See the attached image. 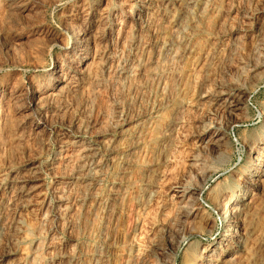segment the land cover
<instances>
[{
    "label": "rangeland",
    "instance_id": "374dc122",
    "mask_svg": "<svg viewBox=\"0 0 264 264\" xmlns=\"http://www.w3.org/2000/svg\"><path fill=\"white\" fill-rule=\"evenodd\" d=\"M159 2L0 0V264H182L187 242L165 237L196 187L201 220L216 222L190 241L217 236L209 191L238 183L243 142L263 130L264 0ZM78 29L92 33L87 77ZM59 73L69 92L30 112ZM236 89L245 101L228 118L217 97Z\"/></svg>",
    "mask_w": 264,
    "mask_h": 264
},
{
    "label": "bare ground",
    "instance_id": "6f19581e",
    "mask_svg": "<svg viewBox=\"0 0 264 264\" xmlns=\"http://www.w3.org/2000/svg\"><path fill=\"white\" fill-rule=\"evenodd\" d=\"M137 1H139L141 4L140 9L149 11L153 9V6H155L156 3L157 4L160 3L159 1L161 0H137ZM185 24L187 23L185 22ZM91 34L89 30L87 29H78V30L73 31L71 35V44L73 46L72 47L73 53L76 52L78 54L79 56L78 63L79 65H82L79 71H77L78 69L76 71L77 73L81 74L82 76H86V77H87L86 74L88 73L86 71V65H87L86 61L89 58L88 54H89V46L91 44ZM255 69L256 68H254L253 71ZM61 74L62 73H59V75L51 78L53 79V82L50 85L51 86L50 90H52V92L50 93L48 92V94H46V92L44 91L39 92L38 90H33L31 101H29L28 106H27L30 112L36 113L37 111L43 110L45 103L49 102L52 99L58 98L59 96H61L67 91V86H68L67 83L69 81L64 82L63 80L64 82L63 85L61 84L58 85V83H56V82H59V83L61 82L59 79ZM81 78H82L81 80H84L83 77ZM54 84H56L57 86L52 88ZM70 85H69V88H70ZM71 89H72V86L70 88V91L72 92ZM233 92L234 93L226 92L228 94H225L223 92L220 94L219 97H217L218 98L217 101L218 102L221 101V105L226 113L225 115L228 118H233V116L236 115V112L241 109L242 104H244V101H245L246 94L244 91L240 89H236ZM223 95H225L226 97L223 98L222 97ZM59 98H62V97H59ZM260 117H262V121H263L262 123L263 130L260 129L262 130V132L259 133V135H257L252 140H248L247 138L245 141L243 139V141H245L243 142L245 146L249 147V151H248L249 156H248L247 165L243 168L242 172L240 170L241 173L239 177L236 179L238 183L237 184L235 183V185L232 184L231 186L229 185L230 187H228L229 189L227 188L228 190L226 191L225 190L221 191V189L218 191V189L214 188V186H213V189L209 191V197L211 199L210 204H212V210L216 212V214L218 215L220 219V223H221L217 236L215 237V239L212 240L211 243L201 244V242L197 240L196 242H194L195 244H192V242L190 241L191 237L194 238L196 236H201L205 233L210 234L212 230L214 229L216 221L215 220L214 221H202L201 220L202 218H206V216L204 217L200 212V210L203 208L200 209L199 207L200 206L199 197L201 195V192L199 191L197 187L190 188L189 190L187 189L181 190L180 199L181 200L186 199V202L188 201V203L183 204V205L181 204L182 206L180 207L178 206L180 209V213L178 212L179 220L171 221L169 229L167 227L168 230L166 232L165 241L167 243V246L172 250L173 249L175 250V248L180 247L181 243L187 242L184 255L181 259L182 264H236L239 258H242L245 264H264V220L263 222L258 221L259 223L260 222L262 223L261 226L259 227L256 225V221H255L256 215H257L255 208L258 207L259 209H262V212H264L263 211L264 194L262 195L263 197H261V194H260V197L262 199L261 198L258 199L259 197H256L258 200H260L259 203L258 201L256 202L258 204L255 203L256 199L255 201H253V199L247 200L248 194L250 193L252 194L253 190L260 192L264 189V115L260 114ZM207 129L208 127L204 128V130H207ZM222 135L223 133L221 132V130H218L212 134L210 141L213 147H218L220 145V142L222 141ZM158 138L160 139V137ZM162 147H160V149H162ZM82 148L83 147H81V149ZM111 148L112 147H110V149ZM94 154L92 153L93 156ZM88 157H90V155ZM28 170L29 169H27V171ZM30 170L31 171H28L29 173H27L26 176L21 177L20 175V178L18 177L17 180L20 183H22V182H29L34 179H37L36 178L37 173L40 175V173L38 172L39 169H36L35 167ZM13 185L15 186V184ZM19 186H24V184L19 185ZM19 186H18V189H19ZM27 189H30V187L29 188L27 187ZM26 191L24 192L27 194L28 192ZM24 192H22V195ZM262 193H264V191H262ZM25 196L26 195H24V197ZM180 218H183V219H180ZM186 220H189V221H186ZM170 257H171V260L168 259L169 260L168 262L166 263L163 262V263L164 264H176V261H177L176 254L175 256H170Z\"/></svg>",
    "mask_w": 264,
    "mask_h": 264
}]
</instances>
